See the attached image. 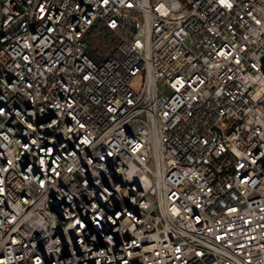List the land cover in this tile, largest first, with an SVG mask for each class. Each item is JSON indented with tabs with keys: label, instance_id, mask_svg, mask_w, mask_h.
Masks as SVG:
<instances>
[{
	"label": "built area",
	"instance_id": "1",
	"mask_svg": "<svg viewBox=\"0 0 264 264\" xmlns=\"http://www.w3.org/2000/svg\"><path fill=\"white\" fill-rule=\"evenodd\" d=\"M0 264H264V0H0Z\"/></svg>",
	"mask_w": 264,
	"mask_h": 264
},
{
	"label": "rangeland",
	"instance_id": "2",
	"mask_svg": "<svg viewBox=\"0 0 264 264\" xmlns=\"http://www.w3.org/2000/svg\"><path fill=\"white\" fill-rule=\"evenodd\" d=\"M91 42H94V43H95L94 45L97 46L96 41H94L93 39H91ZM99 44L102 46V43H101V42H99ZM141 83H142V76H141V74H138V75H136V76L131 80L130 85H131V87H133V88H139L140 85H141Z\"/></svg>",
	"mask_w": 264,
	"mask_h": 264
},
{
	"label": "trees",
	"instance_id": "3",
	"mask_svg": "<svg viewBox=\"0 0 264 264\" xmlns=\"http://www.w3.org/2000/svg\"><path fill=\"white\" fill-rule=\"evenodd\" d=\"M91 36H92V35H91ZM91 38H92V37H91ZM90 43H91V47L94 46V44H95L94 42H90ZM89 53H90V55H91L94 59L98 60V56H97L98 54H97V52H96L95 49H92V48H91Z\"/></svg>",
	"mask_w": 264,
	"mask_h": 264
}]
</instances>
